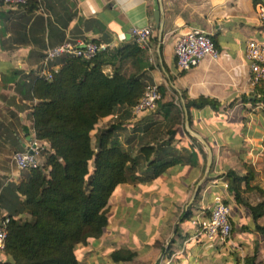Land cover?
<instances>
[{
    "label": "crops",
    "instance_id": "obj_1",
    "mask_svg": "<svg viewBox=\"0 0 264 264\" xmlns=\"http://www.w3.org/2000/svg\"><path fill=\"white\" fill-rule=\"evenodd\" d=\"M26 2L14 5L0 0V131L8 133L21 151L35 139L30 113L36 100L31 98L29 84L48 50L65 43L91 42L111 52L132 45V27L148 26L153 30V62L150 64L143 53L139 69L129 61L123 70L142 74L145 86H157L162 102L182 106L184 130L175 128L173 146L198 152L187 133L207 155L204 170L199 155L196 166L178 165L151 182L119 185L107 203L105 231L99 239H90L76 249L78 263L112 264L109 255L113 251L128 249L136 253L131 264H244L245 257L254 255L255 263L264 264V233L257 228H264V215L254 221L247 206L262 199L256 191H247L241 193L242 203H237L226 178L229 171L244 176L247 165L255 173L252 185L264 188V107L253 106L248 100L253 90L243 58L247 41L264 39V23L255 12V6L264 0ZM155 11H159L160 29L154 21ZM192 29L205 31L219 55L215 61L205 57L197 67L179 72L173 45ZM61 57L51 60L49 68H59ZM183 96L212 99L220 108L187 112ZM148 117L161 120L159 115L145 113L134 122ZM107 121L110 119H102L98 125ZM123 134L133 135L132 126H126ZM38 145L49 150L46 142ZM209 157L211 165L205 177ZM22 175L16 170L11 174L0 171V181L6 176L5 182L17 184ZM197 187L201 190L190 209L191 221L206 216L213 198L220 196L230 211L229 243L209 241L196 234L190 220L180 221L181 213L193 203ZM7 216L6 210L0 209V220Z\"/></svg>",
    "mask_w": 264,
    "mask_h": 264
},
{
    "label": "trees",
    "instance_id": "obj_2",
    "mask_svg": "<svg viewBox=\"0 0 264 264\" xmlns=\"http://www.w3.org/2000/svg\"><path fill=\"white\" fill-rule=\"evenodd\" d=\"M142 54L132 43L111 52L100 51L90 60L63 55L50 81L37 76L31 79V98L36 100L30 113L34 138L48 143L49 150H45L41 168L23 171L17 184L0 190V209L9 218L0 264H79L76 249L101 237L108 223V200L119 185L151 182L178 165L196 166L199 155L206 168L207 155L194 137L186 133L198 152L173 146L175 126L184 123L183 108L174 102L157 103L160 121L148 117L132 125V140L138 132L141 135L138 155L133 156L119 141L118 133L129 126L124 123L145 90L143 75L124 71L123 66L130 61L139 69ZM182 98L187 112L220 108L212 99ZM248 100L264 107V81L254 87ZM102 119L117 121L96 129ZM245 168L244 176L233 171L226 174L227 188L239 204L242 192L258 193L261 202L247 205L256 221L264 215V188L252 185L255 173L250 166ZM190 209L180 221L189 218ZM23 214L28 218L22 219ZM257 228L264 233V228ZM135 257L128 249L109 255L112 264H131ZM255 261V255L244 258V264Z\"/></svg>",
    "mask_w": 264,
    "mask_h": 264
},
{
    "label": "built area",
    "instance_id": "obj_3",
    "mask_svg": "<svg viewBox=\"0 0 264 264\" xmlns=\"http://www.w3.org/2000/svg\"><path fill=\"white\" fill-rule=\"evenodd\" d=\"M6 3L14 5H24L26 0H5ZM257 19L264 23V2L255 6ZM132 43L146 54L147 61L151 64L154 59V48L152 45L153 30L151 27H132L130 30ZM106 48L95 43H78L72 45L65 43L46 52L45 58L36 72V76L50 81L52 74L58 68H49L48 63L55 57L71 55L83 60L92 59L98 52ZM173 55L176 69L179 72L189 71L198 66L200 61L207 57L217 60L218 50L211 37L201 29H192L180 35L174 42ZM243 58L249 69V85L253 90L260 82L264 81V39L249 40L245 45ZM161 100L159 89L155 85H146L143 95L138 103L131 109L132 117L154 112L157 103ZM45 150L38 145L37 140H33L22 151H17L10 157V165L19 172L33 170L42 167L39 154ZM9 218L4 217L0 220V254L4 249L6 238V227ZM196 228L198 236L204 235L209 241L220 240L229 243L232 237V227L230 221V211L220 196H215L211 203V208L206 216L191 221Z\"/></svg>",
    "mask_w": 264,
    "mask_h": 264
},
{
    "label": "rangeland",
    "instance_id": "obj_4",
    "mask_svg": "<svg viewBox=\"0 0 264 264\" xmlns=\"http://www.w3.org/2000/svg\"><path fill=\"white\" fill-rule=\"evenodd\" d=\"M156 110L154 111V112H151L150 114L152 115V116H154V115H156ZM135 117H132V115H131V118L129 119V121L130 122H125L124 124L125 125H130V126H132V125H134V124H136V123H138V122H134L135 121ZM115 121H117L116 119H112V120H110V121H107V122H105V123H103V124H101V125H98V126H96V129H102V128H104V127H106V126H109L112 122H115ZM160 121V120H159ZM175 128H178V130H184V123H183V126H175ZM125 129H126V127H125ZM125 131V130H124ZM123 130L122 131H120L119 133H118V136H119V141L126 147L127 145H129V146H127L126 147V149H130L131 150V153H132V155L133 156H136V155H138V149H139V139L141 138V135H140V132H138L137 134H135L136 136V138L134 139V141L132 140V138L131 137H134L133 135H128V134H123V132H124ZM165 131V129H162L161 130V133H160V135L163 133ZM91 135H92V144L94 145V135H95V131H93L92 133H91ZM152 136H150V137H148L146 140H150V138H151ZM174 143V142H173ZM17 151H21V149L17 146V145H15V143L11 140V138H10V135H8V133H6V132H1L0 131V171H2L3 173H6V174H11L12 173V171H14L15 169L10 165V157L12 156V154L14 153V152H17ZM44 156H45V150H43V151H41L40 152V154H39V160L41 161V163H44V161H45V158H44ZM141 166H142V163L140 162V165H139V167L137 168V173L138 174H140V168H141ZM206 169V168H205ZM25 172H21V174H24ZM5 177L6 176H4V180H5ZM4 180H2V181H0V188L3 186V184H7V185H9V184H11V182H5ZM2 188H5L4 186L2 187ZM198 193V192H197ZM197 195V194H196ZM196 197V196H195ZM194 200H195V198H194ZM194 200H193V202H194ZM192 202H191V205L189 204V207H191L192 206ZM185 213L186 212H182L181 213V215H180V218L181 217H183L184 215H185ZM188 221L190 220L191 221V219H190V217L187 219Z\"/></svg>",
    "mask_w": 264,
    "mask_h": 264
},
{
    "label": "water",
    "instance_id": "obj_5",
    "mask_svg": "<svg viewBox=\"0 0 264 264\" xmlns=\"http://www.w3.org/2000/svg\"><path fill=\"white\" fill-rule=\"evenodd\" d=\"M154 21H155L156 27L160 29V28H161V23H160V19H159V11H155V12H154ZM184 109H185V108H184ZM190 133H191V132H190ZM209 153H210V151H209ZM210 165H211V159H210V157H209V159L207 160V170H206V172H205V177H206L207 174H208V170H209ZM198 190H199V187L196 188V190H195V194H194V196H193V198H192V201L194 200V198H195V196H196Z\"/></svg>",
    "mask_w": 264,
    "mask_h": 264
}]
</instances>
